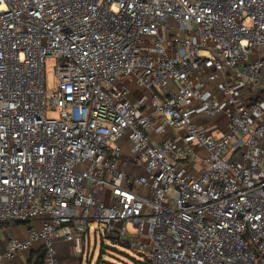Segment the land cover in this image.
<instances>
[{
	"label": "built area",
	"instance_id": "built-area-1",
	"mask_svg": "<svg viewBox=\"0 0 264 264\" xmlns=\"http://www.w3.org/2000/svg\"><path fill=\"white\" fill-rule=\"evenodd\" d=\"M0 222L264 264V0H0Z\"/></svg>",
	"mask_w": 264,
	"mask_h": 264
},
{
	"label": "rangeland",
	"instance_id": "rangeland-1",
	"mask_svg": "<svg viewBox=\"0 0 264 264\" xmlns=\"http://www.w3.org/2000/svg\"><path fill=\"white\" fill-rule=\"evenodd\" d=\"M53 76V64L46 60L45 78L47 87L52 86ZM96 225V223L90 224V229L84 236L81 264H140L139 262L145 264V256L139 251H134L130 242H122L116 233H105L101 228L94 229L93 227ZM15 226H20V224L17 223ZM4 230H9V227L0 226V238L4 235ZM71 252L73 251L71 250ZM76 255L79 256L80 254ZM76 262L77 258L75 257L74 264Z\"/></svg>",
	"mask_w": 264,
	"mask_h": 264
},
{
	"label": "crops",
	"instance_id": "crops-1",
	"mask_svg": "<svg viewBox=\"0 0 264 264\" xmlns=\"http://www.w3.org/2000/svg\"><path fill=\"white\" fill-rule=\"evenodd\" d=\"M222 120V117L215 118L214 122ZM20 224V226H15V224ZM9 230H4V235L0 238V250H3L7 247L8 240L11 236H18V237H25L27 233V224L23 223H9L8 224ZM142 242L144 244L147 243V240L145 238L142 239ZM71 245V248H70ZM72 242L65 241L62 237L58 238L57 241V248H58V256L59 261L61 264H74L75 257L77 258L76 264H80L82 260V253L75 251ZM37 248L36 245L30 250L26 252H21L16 257H14L12 260L5 261L4 264H25L27 262V259L31 254L33 253V249ZM81 245V249H82ZM73 252H71V250ZM80 254L79 256L76 254ZM33 258V256H32Z\"/></svg>",
	"mask_w": 264,
	"mask_h": 264
},
{
	"label": "trees",
	"instance_id": "trees-1",
	"mask_svg": "<svg viewBox=\"0 0 264 264\" xmlns=\"http://www.w3.org/2000/svg\"><path fill=\"white\" fill-rule=\"evenodd\" d=\"M8 224L9 223H1L0 222V226L1 227L8 226ZM84 236H85V234L82 235V244L81 245H83V241L85 239ZM35 245H36L37 248L33 249V253L31 254V256L28 257L27 262L25 264H42L43 263V259H44V247L39 242L35 243L34 246ZM33 247H31L27 251H30ZM32 256H33V258H32ZM88 259H86V260H88ZM139 263L141 264V262H139ZM80 264H81V262H80ZM145 264H147V263L145 262Z\"/></svg>",
	"mask_w": 264,
	"mask_h": 264
}]
</instances>
